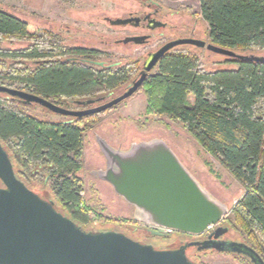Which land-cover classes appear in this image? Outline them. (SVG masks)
<instances>
[{
    "label": "trees",
    "instance_id": "obj_1",
    "mask_svg": "<svg viewBox=\"0 0 264 264\" xmlns=\"http://www.w3.org/2000/svg\"><path fill=\"white\" fill-rule=\"evenodd\" d=\"M199 14L208 25L209 42L235 51L264 49V0H199ZM101 54L64 45L58 33L0 7V85L67 108L70 100L84 108L76 101L107 100L142 69L134 62L106 63ZM228 60L236 68L208 69L193 50L173 48L138 90L144 92L149 112L180 124L243 187L232 216L260 232L264 231V62ZM19 105L24 104L0 92V145L16 177L84 228L100 217L85 202L79 174L85 134L96 113L49 121ZM33 185L48 188L52 198L42 196Z\"/></svg>",
    "mask_w": 264,
    "mask_h": 264
},
{
    "label": "water",
    "instance_id": "obj_2",
    "mask_svg": "<svg viewBox=\"0 0 264 264\" xmlns=\"http://www.w3.org/2000/svg\"><path fill=\"white\" fill-rule=\"evenodd\" d=\"M179 45L204 48L231 60L262 61L264 56L242 53L202 39L182 37L166 41L149 53L139 76L108 100H77L80 109L58 105L42 96L0 85V92L22 104H38L67 117L100 113L133 95L159 59ZM105 170L94 172L135 207V217L157 227L201 234L218 223L225 205L214 199L161 141L135 144L130 151L102 144ZM0 264H195L181 249H157L123 232L89 231L53 207L15 175L8 153L0 145ZM155 235L162 232L152 229ZM204 248L205 243L192 242ZM220 248L219 244L212 245Z\"/></svg>",
    "mask_w": 264,
    "mask_h": 264
},
{
    "label": "rangeland",
    "instance_id": "obj_3",
    "mask_svg": "<svg viewBox=\"0 0 264 264\" xmlns=\"http://www.w3.org/2000/svg\"><path fill=\"white\" fill-rule=\"evenodd\" d=\"M141 1L0 0V7L33 25L58 33L64 45L97 49L102 51L100 59L106 63L117 62L123 65L134 62L137 68L140 67L139 70L149 53L157 50L166 41L182 37L209 41L208 25L199 14V0H152L161 4V11L168 22V28L156 30L155 35L144 44L124 42V37L139 35L145 31L130 26L110 24L105 16L112 19L124 16L127 11L139 9L142 5ZM191 30L194 33L188 35ZM18 44L20 43L12 45ZM174 48L193 50L199 55L202 65L208 69L236 68L235 62H230L224 56L204 48L195 49L192 45H179ZM238 52L264 56V49ZM129 85L114 90L107 100L122 93ZM66 106L80 109L71 100ZM19 107L49 121L68 119L67 116L54 113L38 104L19 105ZM94 120L93 126L85 134L84 163L79 174L84 181L85 202L94 208L100 217L85 225V230L123 232L157 249L174 247L184 239L180 234L181 231L178 233L177 230L157 227L137 219L135 207L116 193L108 182L94 174L107 167L102 144H106L111 150L127 152L138 143L163 142L199 185L210 196L225 205L227 212L233 209L244 192L243 187L216 159L202 149L180 124L149 112L142 90H138L114 107L96 113ZM33 187L42 196L52 198L51 191L45 186L33 185ZM145 227L158 230L162 234H150L144 230ZM195 250V248L190 249V251ZM208 253L210 255L201 252L199 262L203 259L208 260L210 264H218L221 257L212 251Z\"/></svg>",
    "mask_w": 264,
    "mask_h": 264
},
{
    "label": "flooded vegetation",
    "instance_id": "obj_4",
    "mask_svg": "<svg viewBox=\"0 0 264 264\" xmlns=\"http://www.w3.org/2000/svg\"><path fill=\"white\" fill-rule=\"evenodd\" d=\"M141 2L142 5L139 9L127 11L124 16H118L114 19L105 16L110 24L130 26L145 31L139 35L124 37V42L131 41L144 44L155 35L156 30H164L169 26L164 19L159 2L152 0H142ZM192 33H194L193 30L188 35H192ZM144 230L152 234L151 228L145 227ZM180 234L184 239L171 248L181 249L185 256L195 264H210L208 260L201 259V262L198 260L201 257V252L210 255L208 253L210 251L221 257L218 264H264V231L253 232L252 228L246 227L243 222L232 216V210L228 211L218 223L213 224L209 230H204L201 234L185 232H180ZM192 242L205 243L207 246L199 249L198 246L190 244ZM214 243L219 244L220 248L213 247ZM192 248L196 250L190 251Z\"/></svg>",
    "mask_w": 264,
    "mask_h": 264
},
{
    "label": "built area",
    "instance_id": "obj_5",
    "mask_svg": "<svg viewBox=\"0 0 264 264\" xmlns=\"http://www.w3.org/2000/svg\"><path fill=\"white\" fill-rule=\"evenodd\" d=\"M213 226V224H208L204 230H209L211 227Z\"/></svg>",
    "mask_w": 264,
    "mask_h": 264
}]
</instances>
